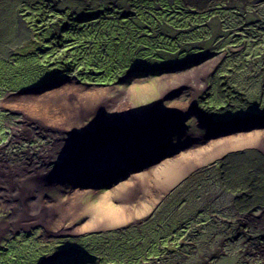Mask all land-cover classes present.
Masks as SVG:
<instances>
[{"label": "rangeland", "instance_id": "obj_1", "mask_svg": "<svg viewBox=\"0 0 264 264\" xmlns=\"http://www.w3.org/2000/svg\"><path fill=\"white\" fill-rule=\"evenodd\" d=\"M89 4L111 12L82 25ZM0 58V175L45 181L20 198L1 185L0 264H107L149 245L160 264L177 263L173 250L179 264H264V136L210 144L220 122L264 133V0H0ZM65 93L92 110L73 127L38 113L60 108ZM98 123L114 131L99 164L111 151L165 145L155 134L170 123L180 127L173 137L198 139L139 184L132 174L173 152L115 160L125 171L105 181L114 169L90 176L73 159L76 132Z\"/></svg>", "mask_w": 264, "mask_h": 264}, {"label": "bare ground", "instance_id": "obj_2", "mask_svg": "<svg viewBox=\"0 0 264 264\" xmlns=\"http://www.w3.org/2000/svg\"><path fill=\"white\" fill-rule=\"evenodd\" d=\"M72 97H73L72 93H65L60 97V98L64 99V104L60 108H54L53 106L48 105L44 108L43 111H38V113L42 112V114L44 116H46L47 118L55 119V121L60 125H63V126L65 125L66 127H73L74 125H76L77 123H80L83 119H85L89 115V112H92V110L90 111L86 107L81 108L78 106L70 105L69 103H70V101H72L71 100ZM120 106H123V105H120ZM260 118L261 117H259L258 119L254 118L253 122L259 123ZM33 120L36 121L35 119H33ZM36 122H38V121H36ZM261 123L263 125V121ZM39 124H40V121H39ZM225 128H226V126H225ZM80 129H81L80 132H76V137L78 139V142H79V145L81 148L77 152V156L73 158V159H75L74 165H76L79 168V170H81V169L84 170L85 168L88 169L87 174L90 176L96 175V173H100L103 169H105V170L114 169L113 171L111 170L109 172L110 176H106L104 178L105 181L111 177L117 179L118 176L125 171V168L122 166V164L118 165L116 168L115 160H120L123 157H126L127 161H128V159H131L128 161L129 164H138V162L137 163L133 162L132 159L135 156H140L139 154L145 155V154L150 153V152L154 153L155 152L154 147H156V146H158V148L156 150L164 151V153H165V151H167L169 153L173 152L171 154L173 156L172 158H167L166 160L160 162V164L146 168L138 174L137 173L132 174L131 178L136 179V182H138L137 184H139L142 180L145 179L143 177H147L148 175H150L152 173L156 175L159 173L158 172L159 169H162V170L167 169L170 166L169 164L173 163V162H171L172 160L176 161L178 159H182L183 155L179 157V154H177V152L184 151L183 153L185 156L190 155V152H186V151H188L191 148H186V146L189 147V145H193L194 143H196V141L198 139V135H195L192 132H188L184 136H181V137L180 136L173 137V133H170L167 135L166 134H160L159 135L160 139H163L164 143H166L165 145L158 144L157 143L158 140L154 139L153 141L150 140L148 142L147 146L138 148L137 151L131 150V151H125V152H116L114 155L111 154L112 153V151H111L110 153L104 154V156L102 157L104 159L99 164V162L95 163V160L100 157V156H98L99 155L98 153L106 150V148L109 144V140H110L109 135L113 134L114 131H112L111 129H108L102 123L96 124V126H94L93 128H89L88 125H86V126L84 125V126H81ZM229 130H231V129H228L227 132L226 131L216 132L214 134V137L217 138L218 141L210 142V144L223 141V143L220 145L221 150H223V149L227 148L225 141H227L230 138H234V140H239L236 143H234L233 146H243V145H246L245 143H243V141H247V140L255 141V140H258L260 137L264 136V133L259 135L260 133L258 131L254 132L253 134H247V133L242 134V133H236V131L235 132H228ZM238 130H240V129H238ZM262 131H264V130H262ZM228 134L230 135V137L226 138V136ZM178 148H180V150L177 151ZM212 148H213V146H211V149ZM184 164L187 165V163H184ZM184 164H181V166L179 167L180 171L187 168V166ZM101 168H103V169H101ZM121 176H123V175H121ZM152 177H155V176L153 175ZM166 178H168V176H166ZM44 184H45V181L41 177H36L33 175H27V174H19V172L7 174V175H5V174L0 175V187L6 186L10 192H13V195L15 196L13 198H20V197H23L24 195L27 196L28 193H33V192L41 189ZM67 188L71 190V191H68L69 195L79 196V191L75 190V188L71 189L69 186ZM0 196H5L4 188H0ZM18 196H20V197H18ZM107 197H108V195L105 194L103 197H100V199L103 200V199H106ZM38 198H41V196H39ZM34 210L39 211L38 209H33L31 211H34ZM48 212H49L48 218H50V219L55 218L54 216L56 215V210L50 209ZM35 213H36V211H35ZM37 217H40L41 219L45 218L41 215H39ZM23 219L24 218L19 219V217L15 218L14 224L24 223V221H26V220H24L21 223V220H23ZM45 224L49 226V222H45ZM98 259H101V258H98Z\"/></svg>", "mask_w": 264, "mask_h": 264}, {"label": "trees", "instance_id": "obj_3", "mask_svg": "<svg viewBox=\"0 0 264 264\" xmlns=\"http://www.w3.org/2000/svg\"><path fill=\"white\" fill-rule=\"evenodd\" d=\"M73 5H75V8H78L79 4L77 2H75ZM89 6L90 10L92 11L91 15L89 17H85L82 18V25L84 24H89V25H93L95 22H93L92 20H96V19H101L102 17L107 16V14L105 13H109L111 12V10L109 9V7L106 6H101L98 9H91V4L87 5ZM72 11H74V9H71ZM97 13H101L100 16H96ZM92 22V23H91ZM0 61H3L0 58ZM110 234L104 235V236H109ZM103 235H88L86 237H84L83 239H87L88 241H94V240H100L102 238H104ZM82 239V240H83ZM185 246H181V248H184ZM145 250L144 255H136V256H132L130 254H128V251L131 250V247L129 248H125L118 251H115V257H112L110 261H108L107 264H160L161 261L157 260V258L152 257L149 255V252L153 251V247L151 245L149 246H144L143 247ZM163 247H160V251L161 253H163L165 251V249L163 250ZM209 253V251H207ZM173 254L176 255L175 258L177 260L176 264H179V259L181 258V251H177V250H173ZM206 258V256H202L200 258L201 261H204V259ZM92 262H90V264H92L93 262H97L96 264H102L99 262L100 259H96L95 257H92ZM133 260V261H132ZM219 260V259H218Z\"/></svg>", "mask_w": 264, "mask_h": 264}, {"label": "water", "instance_id": "obj_4", "mask_svg": "<svg viewBox=\"0 0 264 264\" xmlns=\"http://www.w3.org/2000/svg\"><path fill=\"white\" fill-rule=\"evenodd\" d=\"M44 88H46V87H37V88H35V89H37V90H43ZM255 118V117H254ZM254 118H252V119H250V120H248L249 122V124L250 125H252V126H259V125H262V119L260 118L259 119V123L258 122H253L254 121ZM258 119V118H257ZM242 121H240V120H234V121H225V122H220V124H225V126H226V128H225V131L227 132V130L228 129H231V128H227V126L228 125H232V126H234V125H236V124H238V123H241ZM244 122V121H243ZM241 126H244V125H241ZM241 126H238V127H235V128H232L231 130H229L228 132H238L239 130L238 129H240V130H242V128H241ZM180 127L179 126H175V125H173V123H170L169 125H168V127H164L162 130H160L159 131V133H157V134H155V135H157V136H159L160 134H170V133H174V132H176V130L177 129H179ZM162 159H164V156L161 158V159H158V160H156V163H158L159 161H161Z\"/></svg>", "mask_w": 264, "mask_h": 264}, {"label": "flooded vegetation", "instance_id": "obj_5", "mask_svg": "<svg viewBox=\"0 0 264 264\" xmlns=\"http://www.w3.org/2000/svg\"><path fill=\"white\" fill-rule=\"evenodd\" d=\"M262 88H264V85L262 86ZM261 94H263V92ZM217 177L218 179H222L221 176H219L218 174H217Z\"/></svg>", "mask_w": 264, "mask_h": 264}]
</instances>
